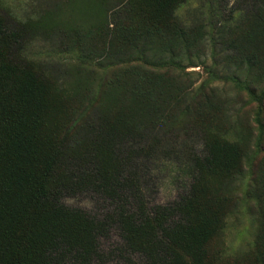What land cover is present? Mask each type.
Returning a JSON list of instances; mask_svg holds the SVG:
<instances>
[{"label": "trees", "instance_id": "obj_1", "mask_svg": "<svg viewBox=\"0 0 264 264\" xmlns=\"http://www.w3.org/2000/svg\"><path fill=\"white\" fill-rule=\"evenodd\" d=\"M82 1L98 14L60 22L47 65L0 7V264H209L242 195L259 218L250 264H264V0L194 25L174 15L185 0ZM207 50L235 95L194 88L185 70ZM161 168L183 185L152 205ZM85 196L98 214L65 202Z\"/></svg>", "mask_w": 264, "mask_h": 264}, {"label": "rangeland", "instance_id": "obj_2", "mask_svg": "<svg viewBox=\"0 0 264 264\" xmlns=\"http://www.w3.org/2000/svg\"><path fill=\"white\" fill-rule=\"evenodd\" d=\"M234 1L185 0L174 10V15L185 25H194L201 18L205 20L204 22L214 20L216 16L211 15L208 6H215L213 7L215 9L223 8L219 9L221 15L218 17L229 21L227 10ZM65 3L67 0H0V7L6 10L12 19L25 24L29 35L33 36L31 43L26 46L24 51V55L29 61L47 65L54 59L58 52L57 41L61 35V30L58 27L60 22L84 25L92 22L98 14V7L90 8L91 6L87 7L77 0L70 4ZM209 46L211 47V45ZM211 51H206L203 65L185 70L192 72L194 88L201 83H206L208 86H217L219 89L225 90L229 96L235 95L236 91L222 80L223 76L229 75L228 71L220 66L216 56H214L215 60L213 59ZM217 52L218 50H215V53ZM68 60L70 63L71 60L69 58ZM241 96L240 104H243L246 99L243 94ZM249 108L250 106L244 110V113L252 116L253 108ZM151 174L152 181L147 185L148 192L149 190L150 192L145 193L150 204L163 205L177 199L183 184L179 180L176 181V172L161 168L154 169ZM242 197L237 211L227 215L224 228L209 245V264H250L254 260L259 218L255 206L252 203L247 205L243 195ZM65 202L67 205L96 214L99 211V203L101 204L97 198L92 199L86 196ZM117 244H119L117 234L112 232L109 239L102 242L101 250L106 251Z\"/></svg>", "mask_w": 264, "mask_h": 264}, {"label": "crops", "instance_id": "obj_3", "mask_svg": "<svg viewBox=\"0 0 264 264\" xmlns=\"http://www.w3.org/2000/svg\"><path fill=\"white\" fill-rule=\"evenodd\" d=\"M75 0H67V3H65V4H70V3H72V2H74ZM77 1H80V2H82V4H83V1L82 0H77Z\"/></svg>", "mask_w": 264, "mask_h": 264}]
</instances>
